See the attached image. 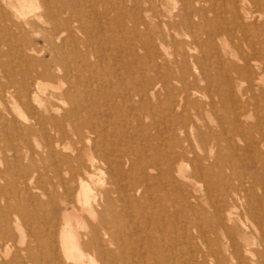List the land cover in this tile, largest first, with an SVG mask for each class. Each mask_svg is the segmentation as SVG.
<instances>
[{"label":"bare ground","instance_id":"1","mask_svg":"<svg viewBox=\"0 0 264 264\" xmlns=\"http://www.w3.org/2000/svg\"><path fill=\"white\" fill-rule=\"evenodd\" d=\"M110 1L138 8L130 26L104 27L109 36L99 32L98 42L117 44L94 55H58L68 38L55 42L66 35L74 42V29L91 34L98 6ZM126 1L0 0V21L21 32L15 46L0 33V141L9 134L19 140L7 148L0 144V153L13 151L0 157V264H264V194L235 184L221 169L222 139L232 154H264L263 137L244 148L234 139L259 131L244 127L243 117H264V92L250 88L244 99L248 91L236 94L233 86L234 74L258 78L264 68L251 65L257 56H242L241 65L226 58L222 36L230 33L227 24L240 23L236 0ZM47 24L49 59L68 65L73 58L93 81L105 65L92 56L109 51L112 62L123 56L119 67L128 75L116 79L119 101L74 99L69 107L51 97L44 101L39 80L50 75L48 57L33 41L37 27ZM12 51L20 61H2ZM38 63L42 71L35 69ZM15 66L23 69L19 78L12 75ZM111 86L101 81L96 96L112 99ZM7 99L15 111L11 118ZM218 103L230 114L218 116L219 132L199 126L194 118L215 113ZM196 135L197 154L190 139ZM36 158L46 162L45 170ZM214 184L219 188L212 197Z\"/></svg>","mask_w":264,"mask_h":264},{"label":"rangeland","instance_id":"2","mask_svg":"<svg viewBox=\"0 0 264 264\" xmlns=\"http://www.w3.org/2000/svg\"><path fill=\"white\" fill-rule=\"evenodd\" d=\"M126 1V0H124ZM126 7L125 8H119L116 4H113V1L108 2L107 4L100 3L98 6V17L94 18V22H92V26H90L91 34L87 35L85 34V31L83 29V32H78L76 29H74L72 32L75 35L74 42L71 41V37L64 36L63 40L61 41H56L55 45H62L64 38L66 39L65 43L66 45L62 46V51L58 54H67L75 58L77 56V53L86 51L89 53L98 54L99 50L102 49L104 46H110L111 45H116L117 43H110L107 41H99L98 38L99 36H109L111 34L110 30H106L104 27H110V26H116L117 23L120 25H131V13L133 15H137L138 8L133 10V5L132 3L126 1L125 3ZM203 5H206V3H202ZM208 5V3H207ZM229 6V5H228ZM236 6L241 14L240 17V23L237 22H232L230 24H227L229 28H231L230 33L227 35L222 36V41H225V48L227 51L226 58L233 60L235 63L237 62L238 65H241L243 63L242 61V56H257L255 62L251 61V65L254 63H257L261 68H264V56H262V53H264V0H236ZM232 8V6H229ZM108 10V18H104V14ZM132 10V12H131ZM125 12L126 14H123ZM252 17V18H251ZM112 22V23H111ZM111 23V24H110ZM254 25V26H253ZM255 28V29H254ZM4 29H8V33L4 32ZM37 42L33 41V47L36 49H43L45 51V54L48 57L47 62V68L50 70V75L41 77L39 81H41V84L43 86V93H41L42 98L44 99L45 102L49 100L51 97V101L53 103H57L58 99L60 101L65 102V106L69 107L71 102L75 99L78 101H83V100H98V102H104V101H110V100H117L119 101L120 98L117 97V92L119 89H116V79L118 78H127V68L124 67H119L121 58L123 56H117L116 60L112 62L109 60L107 57L109 55V51H104L105 54L103 56H98L95 57L92 56V60H97L100 63L104 64L105 66L98 70L97 75L100 77V80L93 81V74L92 72H87V71H81L78 70L74 66V62L71 60H68L69 63L68 65L64 64L62 61H59V63L63 64H56V62L51 61L50 54H51V38H52V26L50 24L47 25H40L37 27ZM104 32H102V31ZM152 31H156L155 26L151 28ZM243 30V31H242ZM18 29H15V26L10 24L8 21H0V33H3L8 37L7 41L10 46L16 45L17 44V38L21 36V32ZM97 32L94 34V32ZM89 32V31H88ZM99 32L104 33L103 35ZM82 34V35H81ZM32 37V35H31ZM187 39V36L184 34H181V38ZM225 38V39H224ZM35 39V38H34ZM2 37H0V44L2 42ZM46 40V41H45ZM35 44V46H34ZM3 50H7L8 46L6 45H1ZM197 54H202L201 49L197 50ZM125 55L126 54H122ZM38 58V57H37ZM2 61H11L10 63L16 64V62L20 61L17 57L16 54H14V51H12L9 55L5 54L2 58ZM228 59V60H229ZM261 63V64H260ZM3 65V64H2ZM137 64L134 63L132 64V67L136 68ZM36 70L42 71L45 67L40 65L39 63L36 64L35 66ZM13 71V77L14 78H19L21 75L20 70L22 67H16ZM59 69V71H58ZM3 67L0 65V82H4L5 78H3ZM67 72V75L65 73ZM104 72L106 73V79L104 76ZM114 72V73H113ZM263 73V74H262ZM235 75V76H234ZM233 75V86H235V89L237 87L236 94L238 92L240 93L241 90H247L248 94L245 95L244 99H248L250 96V89L252 92L259 93L261 91L264 92V70H261L260 73L258 74V78H255V75L251 74L249 75L246 79L241 78V76L238 77V74ZM235 78V79H234ZM238 78V79H237ZM61 79V82L60 80ZM108 79L109 82L112 83L110 88H108V92L112 94V99H109L105 96L99 95L98 97L96 96L95 92L99 93V83L101 81L106 82ZM242 79V80H241ZM61 83V85L59 84ZM201 87H205L206 84L205 82L200 81L199 82ZM59 85L61 87H59ZM241 85V86H240ZM63 87V88H62ZM239 87V88H238ZM241 88V89H240ZM240 90V91H239ZM69 92V96L65 95H60L62 92ZM244 97V96H243ZM54 100V101H53ZM200 102H204V98H200ZM8 106V109L10 113H8L6 116L8 118H11L12 113L14 114V109L12 106V103L10 100H6L5 106ZM252 108V105L251 107ZM217 110L215 113L213 112L212 114L207 115V113L204 112V114L201 117H198V119L195 117V122L198 123L199 126H203L204 124H207L208 126H211V128L215 132H219L220 127L218 126V116L223 115L224 117L229 116V111L227 109H224L222 105L218 103V107L216 108ZM24 110V109H23ZM108 112V110H107ZM110 113L117 112L116 109H112L109 111ZM194 114V113H193ZM112 115V114H111ZM113 116V115H112ZM146 122H149V118H145ZM242 124L245 126H258L259 131L255 132H247L243 134H236L234 135V139L236 143L241 148H244L247 144V142L250 139H255L258 140L260 138H264V117L262 116H257L255 113L252 112V114H248L245 117L242 118ZM228 126L227 124H225ZM205 128V127H203ZM151 132H154V129L151 130ZM226 133H223L225 136ZM12 137V139H11ZM9 138V139H8ZM191 141L193 142V148L194 151L197 153H201L199 150L200 148L198 147V144H200V137L198 135L191 137ZM238 140V142H237ZM7 141V142H6ZM18 138L16 139L15 136L12 134H9L5 138H1L0 144L5 148L10 146H15L18 143ZM39 141H43L42 139ZM222 146L224 145V148L221 149V158L223 159V164H222V171L228 175L231 180L238 185H243L244 187H251L255 190L256 193L258 194H264V188L261 186H258L260 183L258 181L264 182V159L263 156H257L256 152H247L243 150H237V152L233 153L229 151L228 149L225 148L226 143L225 140L222 139ZM264 144V140L261 141ZM31 145L33 149L37 150L36 146L32 142L31 139ZM263 152H264V146L260 145L259 147ZM11 150L4 149L3 153H0V157L2 155L10 157L11 156ZM214 154V153H213ZM216 154V152H215ZM218 156V153L217 155ZM249 157H253L254 160H249ZM216 157H211L210 158V163L214 162ZM37 165L41 170H45L46 167L48 166L44 160H39L36 158ZM218 168L215 166L214 167V172H216ZM214 177V176H213ZM201 183V184H200ZM257 183V187H256ZM204 183L200 181L197 183L196 189H198V193L202 192V188ZM212 197H215L214 195L217 194L218 191V184H214L213 186ZM260 190V191H259ZM209 190V192H211Z\"/></svg>","mask_w":264,"mask_h":264}]
</instances>
